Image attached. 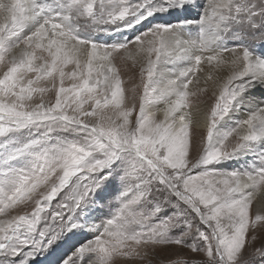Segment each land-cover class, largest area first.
<instances>
[{"label":"snow or ice","instance_id":"obj_1","mask_svg":"<svg viewBox=\"0 0 264 264\" xmlns=\"http://www.w3.org/2000/svg\"><path fill=\"white\" fill-rule=\"evenodd\" d=\"M262 195L264 0H0V264H264Z\"/></svg>","mask_w":264,"mask_h":264},{"label":"rangeland","instance_id":"obj_2","mask_svg":"<svg viewBox=\"0 0 264 264\" xmlns=\"http://www.w3.org/2000/svg\"><path fill=\"white\" fill-rule=\"evenodd\" d=\"M205 2V0L203 1V3ZM196 11L197 10H193L191 12L188 13H182L181 15H191L194 16L196 15ZM157 19H160V17H157ZM166 19L169 20H175L176 19V14H173L172 16L166 17ZM121 67H122V71L124 68L123 62H120ZM129 77H135V81L138 83L139 77H138V69H133L131 71H123V78L125 79V81H127V83L125 84L126 88H130L131 87V83L133 81H129ZM131 95V94H129ZM47 99H51L54 102V94L49 93L46 97ZM137 106H138V101H137ZM241 118V117H240ZM193 158L196 156V154L192 153ZM225 169H230L233 166L231 164H226ZM115 183V182H114ZM115 200L113 198V200L110 201V203H114ZM25 209L24 208H18L16 209L13 214H23V211ZM28 211H30V208L27 209ZM97 223H99V221H97ZM79 239V237L77 238ZM261 243H264V235H261V237L257 239L255 246H259ZM63 251H70L69 246H64ZM250 251V249H249ZM247 255V253H246ZM177 258H182L185 260H188L190 262H192V264H204V257L202 255H197L192 253L188 248H181V247H172V248H168V249H164V250H160L157 249L156 253L154 255H150L147 259L141 261V260H129L126 258H116L114 260V264H167V262L169 260H174ZM154 260V261H153ZM39 264V262H38ZM46 264V262H45Z\"/></svg>","mask_w":264,"mask_h":264},{"label":"bare ground","instance_id":"obj_3","mask_svg":"<svg viewBox=\"0 0 264 264\" xmlns=\"http://www.w3.org/2000/svg\"><path fill=\"white\" fill-rule=\"evenodd\" d=\"M203 1L204 0H199L200 3H203ZM200 100L203 101V102H206L207 105H211V103L214 102V98L212 97V88L211 87L209 88L208 94L204 95V96H201ZM204 106H205L204 104H201V107H204ZM242 118H245V117L241 116V119ZM193 153L196 154V149L195 148L193 150ZM232 166L234 167L235 165H232ZM262 206H264V195L257 197V200L254 202V205H253V210L255 211L257 208H260ZM257 235H258L259 238L261 237V235H264V229L258 231Z\"/></svg>","mask_w":264,"mask_h":264}]
</instances>
